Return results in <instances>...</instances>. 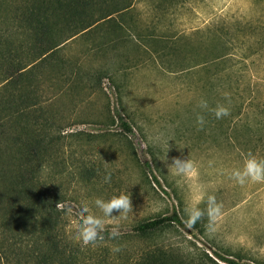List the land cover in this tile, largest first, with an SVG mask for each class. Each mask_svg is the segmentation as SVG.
<instances>
[{
    "label": "rangeland",
    "instance_id": "rangeland-1",
    "mask_svg": "<svg viewBox=\"0 0 264 264\" xmlns=\"http://www.w3.org/2000/svg\"><path fill=\"white\" fill-rule=\"evenodd\" d=\"M32 1L0 0V119L7 118L3 117L6 101L15 91L7 80L24 63L15 58L36 56L10 51L7 41L20 39L14 40L16 47L45 40L44 34L24 36L22 32L30 34L25 14ZM125 1H95L99 4L80 16L88 14L81 23L71 21L75 17L65 9H52L45 21L57 22L55 13L62 36L69 35ZM128 1L133 6L125 14L115 12L110 22L99 21L101 34L91 40L78 36L66 46V55L72 62L78 58L84 71L79 86L68 90L61 71L43 70L39 87L51 101H47L46 123L50 129L41 133L53 143L39 149L44 154L40 176L44 183L51 174L64 200L59 203V220L49 214L42 230L26 226L28 218L7 225L0 219V264H134L142 253L156 248L177 264H232L218 254L237 264H264V182L240 185L231 176L233 170L243 168L249 154L264 159V124L255 119L260 109L252 107L249 118L238 119L236 126L231 118L235 111L232 86H218L213 77L217 65L212 61L223 41L218 35L221 28L228 27L236 35L237 23H258L257 39L250 40L259 42L253 47L257 51L247 57L246 67L264 95V48H260L264 0ZM123 32L127 40H118ZM153 32L160 35L157 41ZM110 37L115 39L109 44L92 48ZM203 61L209 62L203 65ZM225 93L230 94L228 98ZM202 99L210 109L218 104L228 107L230 115L217 119L199 107ZM198 115L206 120L202 129ZM123 121L134 134L123 127ZM8 124L11 134L18 133ZM176 157L190 160L194 171L173 174L167 165ZM107 172H111L110 183L104 181ZM122 193L131 196L132 211L105 217V239L95 246L75 242L81 210L87 207L103 216L95 199L108 200ZM209 195L223 205L222 218L212 233L206 228V217L189 226L185 214L186 205L193 201H204L199 207L206 208ZM175 212L182 225L167 219L149 233L137 229L145 221L170 218ZM113 228L120 232L114 239ZM116 247L121 250L113 251Z\"/></svg>",
    "mask_w": 264,
    "mask_h": 264
},
{
    "label": "trees",
    "instance_id": "trees-1",
    "mask_svg": "<svg viewBox=\"0 0 264 264\" xmlns=\"http://www.w3.org/2000/svg\"><path fill=\"white\" fill-rule=\"evenodd\" d=\"M95 1L98 0H33L29 13L25 14L28 17V22H30V34L22 32L24 36L35 35L39 37L40 33L44 34V43L32 44L30 42L27 46L21 42L14 47V40L20 39L11 37L7 41L8 44L10 43L8 46L10 51H19L24 54L34 52L36 56H32V58H29V56L27 58L23 56L15 58L24 63L19 66V71L7 80L15 91L9 101H6L8 103L6 104V112L3 117L7 118L0 119V219L6 225L18 218H28L29 221L25 225H31L33 230L36 231L42 230L47 220L50 221L49 214H56V218L59 220L57 204L63 202L64 192L54 186L51 174L46 176L44 183L41 182L40 176V167L44 154L39 149L44 146L49 147L53 143L51 138L46 139L41 133L50 129L48 125L46 126V123H48L47 104H49L47 101H51L39 87L40 79L44 75L43 70L50 67L53 71H61L60 76L64 77V86L68 90L79 86L82 81L80 78L82 73L80 72L84 71H82L83 69L81 70L78 58L72 62V58L66 55V46L78 36L91 40V37L101 34L98 33L100 32L98 30L100 23L106 20L110 22L115 12L125 14L124 11L130 9L133 3L126 0L122 6L117 7L114 11L105 10L106 14L97 18L95 22H93L94 20L88 21L87 25L64 36H62L64 33L63 28L58 26L60 19L55 13L54 16L57 22H46L45 20L49 18L52 9L53 11L55 9H65L66 12L69 11L74 15L75 18H71V21L76 19L77 23H81V21L87 19L88 14L83 17L80 16L87 9L94 8L99 4L95 3ZM259 29L258 23L246 21L243 25L240 23L236 24V35H232L228 27L221 28L218 33L223 41L220 44L219 52L215 54L212 60L217 65V70L213 77L219 87L232 86V99L235 101V111L231 118L235 120L236 126L240 123L238 119L249 118V109L252 107L260 109L257 112H255L256 109H253L257 113L255 115L257 118L255 119L259 120V124H264V95H260L261 93L255 87L256 85L248 74L246 67L247 57L257 51L256 47H253L254 45L257 46L256 43L259 42L250 40L256 38ZM16 33L19 32L15 31ZM151 35L155 39L160 37L158 33L154 32ZM121 38L127 40V33L124 34L123 32L118 37V40ZM114 39L111 37L102 39L99 43H95L96 46L92 45V48L99 49L102 44L107 45ZM29 45L32 46L30 47ZM260 48H264V40L261 42ZM238 52L241 53L240 56ZM127 59L129 60V57ZM10 60L12 59L10 58ZM208 62L203 61L200 63L207 65ZM198 65L199 63H196L192 66H187L185 69L190 70ZM67 66H72V69L65 72L63 69ZM243 83L247 84V86L242 87ZM247 87L248 90H246ZM16 91L18 92L16 93ZM31 93L37 94L32 95ZM8 123L18 133L11 134L8 129ZM122 125L127 131L134 134L132 126L127 121H123ZM48 159L49 156H47V161ZM48 163L50 162L48 161ZM25 212L27 214L23 216ZM167 219L177 221L181 225L183 224L181 217L175 212L170 218L160 217L145 221L137 229L143 233H149L160 228ZM1 232L2 234L5 233V231ZM164 252L166 251L161 248L148 250L142 253L134 264H177L169 261ZM218 256L229 263L237 264V261L233 258L222 254H218Z\"/></svg>",
    "mask_w": 264,
    "mask_h": 264
},
{
    "label": "clouds",
    "instance_id": "clouds-1",
    "mask_svg": "<svg viewBox=\"0 0 264 264\" xmlns=\"http://www.w3.org/2000/svg\"><path fill=\"white\" fill-rule=\"evenodd\" d=\"M224 95L228 98L230 94L225 93ZM199 107L202 110L213 112L217 119H222L230 115L228 107L218 104L214 109H210L208 102L203 99L199 102ZM205 123V117L203 115H198V126L202 129ZM167 166L175 175H190L194 171V166L190 160H182L179 157L173 158V162ZM231 176L240 185H244L249 181L264 182V159H257L254 155L249 154L244 161L243 168L233 170ZM104 181L105 183L111 182V172H107ZM201 202L204 201L197 200L186 205L185 214L188 218V225L193 226L206 217V228L209 233H212L216 230V225L222 218L223 205L217 202L214 195H209L207 197L206 208L199 207ZM94 204L103 216L93 214L87 207L81 210V220L77 227L75 242L81 244L82 247H87L89 245L95 246L98 242H102L105 239L102 234L105 229V217L117 216L113 215L114 212H118V216H126L133 209L131 196L123 193L119 196H113L108 200L97 198ZM57 207L60 208L61 206L57 204ZM68 211L71 212V209H68ZM119 235L120 232L118 228H113L110 233L111 238H117ZM120 250L119 247L113 249L115 252H119Z\"/></svg>",
    "mask_w": 264,
    "mask_h": 264
}]
</instances>
